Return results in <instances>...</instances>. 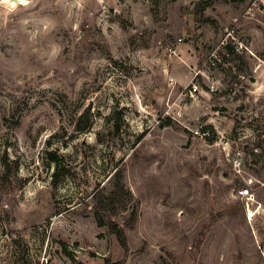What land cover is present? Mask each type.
<instances>
[{
    "label": "rangeland",
    "instance_id": "rangeland-1",
    "mask_svg": "<svg viewBox=\"0 0 264 264\" xmlns=\"http://www.w3.org/2000/svg\"><path fill=\"white\" fill-rule=\"evenodd\" d=\"M4 2L0 264H264V0Z\"/></svg>",
    "mask_w": 264,
    "mask_h": 264
},
{
    "label": "trees",
    "instance_id": "trees-1",
    "mask_svg": "<svg viewBox=\"0 0 264 264\" xmlns=\"http://www.w3.org/2000/svg\"><path fill=\"white\" fill-rule=\"evenodd\" d=\"M88 113V110H86L85 113L81 114L79 117V120L77 122V130H86L90 126L89 118L86 119L88 123H83V118ZM83 123V124H82ZM123 173L122 170L118 169L114 173V182H113V188L107 195H97V206L94 210V217L97 221L98 225H107L109 228V231L113 234H115L117 240L119 241L120 245L125 249V252H127V245H126V236L124 233L123 228H121L116 222L114 221H106L104 220V212L108 211L109 215H114L117 213L118 209L124 202L125 198V188L124 184L122 182ZM122 203V204H121ZM121 204V205H119ZM135 216V212H132L130 215V220H133ZM105 264H122V261L111 263L109 259H105Z\"/></svg>",
    "mask_w": 264,
    "mask_h": 264
},
{
    "label": "built area",
    "instance_id": "built-area-1",
    "mask_svg": "<svg viewBox=\"0 0 264 264\" xmlns=\"http://www.w3.org/2000/svg\"><path fill=\"white\" fill-rule=\"evenodd\" d=\"M171 51H173V50H171ZM194 90H195V89H194ZM232 164H233V167L236 168L237 171H239L238 169H239V166H240V162H239L238 158H234V159L232 160ZM250 184H251V180L249 179V180H247V181L245 182V184H243V186H242V187L240 188V190H239V194H240L241 196L247 197L248 200H251V199L249 198V196L251 195V192H250Z\"/></svg>",
    "mask_w": 264,
    "mask_h": 264
},
{
    "label": "bare ground",
    "instance_id": "bare-ground-1",
    "mask_svg": "<svg viewBox=\"0 0 264 264\" xmlns=\"http://www.w3.org/2000/svg\"><path fill=\"white\" fill-rule=\"evenodd\" d=\"M0 1H1V2H4L5 0H0ZM17 1H18V0H17ZM17 1H16V2H12V1H10V2H11V4H10V5H12V6H15V5H16V3H18ZM1 2H0V3H1ZM4 3H6V2H4Z\"/></svg>",
    "mask_w": 264,
    "mask_h": 264
},
{
    "label": "water",
    "instance_id": "water-1",
    "mask_svg": "<svg viewBox=\"0 0 264 264\" xmlns=\"http://www.w3.org/2000/svg\"><path fill=\"white\" fill-rule=\"evenodd\" d=\"M10 1H12V2H16L17 0H10Z\"/></svg>",
    "mask_w": 264,
    "mask_h": 264
}]
</instances>
